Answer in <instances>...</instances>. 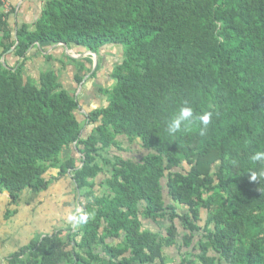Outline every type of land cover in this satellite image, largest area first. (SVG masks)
<instances>
[{
	"label": "trees",
	"instance_id": "trees-1",
	"mask_svg": "<svg viewBox=\"0 0 264 264\" xmlns=\"http://www.w3.org/2000/svg\"><path fill=\"white\" fill-rule=\"evenodd\" d=\"M3 5L4 219L23 193L49 188L50 170L52 182L70 175L90 219L36 236L2 264H264V178H248L264 169L251 160L264 151V0H44L20 26ZM46 45L81 52L58 61L76 85L97 76L92 54L121 47L101 105L79 113L53 67L24 76ZM185 104L212 113L205 136L198 123L166 133ZM125 140L145 153L128 155Z\"/></svg>",
	"mask_w": 264,
	"mask_h": 264
},
{
	"label": "rangeland",
	"instance_id": "rangeland-1",
	"mask_svg": "<svg viewBox=\"0 0 264 264\" xmlns=\"http://www.w3.org/2000/svg\"><path fill=\"white\" fill-rule=\"evenodd\" d=\"M17 25L20 26L21 24L17 22ZM42 50V52L33 53V59L28 62L23 70L24 76L37 78L40 72L53 67L58 72L59 83L65 86L66 81L70 79V67L67 65L62 66L58 61L63 58V54L70 55L75 59L83 57V55L79 50L67 51L58 46L46 45ZM47 54H50L52 58L49 61L45 58ZM91 56L93 58V67L98 66L97 76L93 79L88 74L76 87L75 85H68L69 93L72 96L83 98L79 110V113L83 114V116L92 109L94 104L97 106L102 104L103 97L99 94L98 96L97 94L95 96L92 94L93 90H96V80L103 77L101 86L109 87L112 85L106 76L113 65L121 62L122 49L117 45H109L99 55ZM3 60H6L11 66L14 64L13 55L11 54L4 57ZM89 129L87 127L86 130L89 131ZM122 146L127 149L128 155L135 158L145 153L136 142L131 144L125 140ZM66 156L64 157L66 158ZM56 172V170H50L47 174V180L50 181V185L46 191L40 194L23 193L16 213L8 220L4 219L8 200L0 192V264L4 262L10 253L31 242L36 236L50 234L60 229L67 230L71 227L65 219L66 212L69 209L74 210L76 207L81 209L80 201H82V198L77 197L75 191H73L74 185L70 175L61 177L59 181L52 182ZM9 209L13 210L14 207Z\"/></svg>",
	"mask_w": 264,
	"mask_h": 264
},
{
	"label": "clouds",
	"instance_id": "clouds-1",
	"mask_svg": "<svg viewBox=\"0 0 264 264\" xmlns=\"http://www.w3.org/2000/svg\"><path fill=\"white\" fill-rule=\"evenodd\" d=\"M212 113L205 112L200 115H196L192 107L181 106L172 116L167 120L165 131L169 136H175L177 133L186 129L190 125L199 124L200 130L199 135L205 136L207 133L208 125L211 121ZM253 162H258L264 164V151L256 152L251 156ZM250 181H257L260 178H264V169L259 171H253L249 174ZM65 219L73 228H78L86 224L90 216L87 213H84L79 207H76L74 210L69 209L66 212Z\"/></svg>",
	"mask_w": 264,
	"mask_h": 264
},
{
	"label": "crops",
	"instance_id": "crops-1",
	"mask_svg": "<svg viewBox=\"0 0 264 264\" xmlns=\"http://www.w3.org/2000/svg\"><path fill=\"white\" fill-rule=\"evenodd\" d=\"M4 1H5V3H4L3 9L5 12H7V11L9 12L11 9H14V13L10 16L12 23L18 22V23L22 24V23L32 22L36 18L37 13L39 11V8L41 6V3L44 0H4ZM93 68H95V67H93ZM109 73L106 76L108 78L107 79L108 81H110V79L108 77ZM69 77H70V79L68 81H66L65 86H63L67 90H68V85H70V86L75 85V87H76V84L74 83L73 78L71 76H69ZM102 78L96 80V83H97V84H95L96 90H93V93H92L93 96H95L96 94L98 96L99 88L104 87V86H101ZM79 98H78L79 102L81 103V100L83 98L82 97H79ZM69 154H70V151H67L64 154V156L69 155Z\"/></svg>",
	"mask_w": 264,
	"mask_h": 264
},
{
	"label": "built area",
	"instance_id": "built-area-1",
	"mask_svg": "<svg viewBox=\"0 0 264 264\" xmlns=\"http://www.w3.org/2000/svg\"><path fill=\"white\" fill-rule=\"evenodd\" d=\"M3 4L5 3V1L4 0H0ZM3 7H4V5H3Z\"/></svg>",
	"mask_w": 264,
	"mask_h": 264
},
{
	"label": "water",
	"instance_id": "water-1",
	"mask_svg": "<svg viewBox=\"0 0 264 264\" xmlns=\"http://www.w3.org/2000/svg\"><path fill=\"white\" fill-rule=\"evenodd\" d=\"M92 55H94V54H92Z\"/></svg>",
	"mask_w": 264,
	"mask_h": 264
}]
</instances>
